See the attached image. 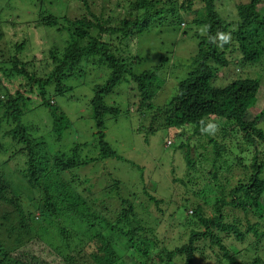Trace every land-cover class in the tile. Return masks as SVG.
Instances as JSON below:
<instances>
[{"label":"trees","instance_id":"obj_1","mask_svg":"<svg viewBox=\"0 0 264 264\" xmlns=\"http://www.w3.org/2000/svg\"><path fill=\"white\" fill-rule=\"evenodd\" d=\"M29 1L38 5L37 26L64 30L68 39L41 60L18 56L24 42L15 44L16 52L7 58L0 50V264H199L205 258L212 260L209 264H264L263 78L254 77L264 74V14L259 10L264 0H223L220 5L231 7L230 16L220 12L221 0H123L128 10L115 20L96 16L87 0H79L86 13L74 19L43 11L44 0ZM168 15L198 29V43L190 72L177 82L169 102L157 106L153 100L164 84L159 73L167 54L136 72L138 58L121 46L145 30L151 17ZM6 21L0 19V39ZM97 67L107 77L93 83L89 100L95 157L81 156L76 142L70 155L47 153L44 134L51 132L59 142L71 127L55 98L72 91L71 77L93 76ZM222 71L230 76L225 83L218 82ZM123 97L126 115L133 108L141 117L138 132L144 130V142L156 136L162 143L172 141L159 149L170 151L166 163L172 165L185 148L184 177L172 183L186 193L193 179L200 184L193 192L198 200L181 197L169 216L179 226L178 239L187 235L181 245L171 248L161 238L156 214L168 205L165 198L178 196L175 189L168 185L159 192L162 184L139 163L130 162L136 182L115 177L96 191L87 180L66 174L95 161L123 160L105 140V120L120 116ZM40 112L50 119H35ZM225 138L235 145L223 144ZM11 162L30 197L13 187ZM198 201L210 204V211ZM248 237L253 242L245 249L225 242Z\"/></svg>","mask_w":264,"mask_h":264},{"label":"rangeland","instance_id":"obj_2","mask_svg":"<svg viewBox=\"0 0 264 264\" xmlns=\"http://www.w3.org/2000/svg\"><path fill=\"white\" fill-rule=\"evenodd\" d=\"M233 1H235V3H244L246 0ZM29 2V0H0V19L7 20L1 25L2 36L0 39V50L4 53L5 58L8 57L9 53L13 54L16 52L14 49L15 44L24 42L23 51L17 52L18 56L22 60H34V58L36 60H41L43 55L48 52L51 47L56 46L61 48L64 46L66 39H68V34L64 30L58 32V30L52 27L37 26L38 5H33ZM122 2L123 0H87L90 10L96 16H102L105 19L109 15L112 16L114 20L124 16L126 10H128L127 3L122 5ZM222 2L223 0H221L218 5L220 12L230 16L232 13L231 7L225 3L227 5L225 9H223L221 5L224 3ZM118 3H120L119 6L117 5ZM260 8V13L263 15L264 5ZM43 11L70 19L80 17L82 14L86 13L83 3L79 0H44ZM179 21L180 19L177 15H168L162 18L156 16L151 17L145 30L127 39L122 43L123 46H121L123 51L126 50L130 55H135L138 58V61L133 66L136 72H140L157 64L161 54H167L168 61L163 66L161 73H159L160 77L164 79V84L153 100L154 105L157 106L165 105L169 102L174 95L177 82L184 79L188 72H190L189 60L197 51L198 39L195 36V32H197L198 29L191 24H187L186 27L181 26ZM95 69L98 70L92 71L93 76L71 77L72 80L69 82L73 85L72 91L66 93L63 97L55 98L58 107L61 108L71 122V127L64 132L59 142L51 132L50 135L44 134L47 153L58 151L70 155V149L76 142L80 143L82 146L81 148L79 146L81 156L95 157L96 147L94 146L95 139L93 135L94 122L90 116L89 100L93 93V83H103L107 77L99 71L101 68L97 67ZM254 75V77L260 78V80L263 78V80L260 81L261 90L259 97L264 101V74L260 76L257 74ZM218 76V82L222 83H225L226 80L230 78L229 74L223 71ZM76 77L82 78L76 79ZM118 94L121 93L119 92ZM121 101L123 104L120 106V116L117 117L116 120L110 118L105 120V140L110 144L113 150L123 156V160L105 159L95 161L89 164V166H80L66 172V174L71 177L73 175L76 177L78 176L80 181L87 180L86 184L96 191L106 187L115 177L127 183L129 182V184L131 182H136L135 174H137V172L133 166L132 168L130 167V162L139 163V165L146 168L144 169L145 174L150 172L153 176V181L155 180V182L158 181L159 184H162V188H158L160 190L159 192H162L161 190H164L163 187H167L168 185L171 189H175L178 196L175 198H165L168 201V205L163 204L161 206L163 209L162 212L158 211L156 214L161 222L159 228L161 238H163L171 248L181 245L186 242L187 235L183 234L181 240L178 239L179 226L169 216L171 215V211L179 205L181 197L187 196L191 199L193 198L195 201L198 200L193 192L200 184H193V182H195L193 179L190 183H187L189 186L188 192L186 193V188H181L182 185L172 183L173 178L184 177L180 170L183 171V169H185V162L183 159L185 148L179 149V153L175 155L176 159L172 165L166 163L167 157L170 156V151L166 150L160 153L161 138L156 136L152 137L149 143L144 142V130L143 132H138L142 124L141 117H139L137 112L133 111V108H131L130 114L126 115L127 101H125L124 97ZM252 114L253 113L250 112V115ZM26 116L27 118L31 117L30 115ZM34 118L48 120L50 116L48 112H40L35 113ZM144 124L147 126L148 121L144 122ZM216 124L220 125L221 119H216ZM261 126H264V122H261ZM229 138H225L222 143L228 146L235 145V142L229 140ZM170 142L172 141L162 143V147L169 146ZM12 145V142L7 144L8 148H11ZM3 152L7 154V151ZM191 153L195 160L196 157L194 156L195 151L193 148ZM2 157L4 158V155ZM159 157H161V160ZM15 164H13V162L9 164L10 169L14 170V172L16 170L13 168L17 167ZM153 166H156V168ZM172 169L173 172H171ZM11 180L17 192L23 193L27 197L32 195V191L29 190L24 185L25 182L18 177V172H15L13 176H11ZM191 185L194 186L192 187ZM156 195L157 198L163 196L158 193H156ZM209 198L211 199V196H209ZM142 200H146V197H142ZM173 200H177V203ZM198 202L202 203L206 212L210 211V204L204 205L203 201ZM185 212L189 214L190 209L188 208ZM225 242L227 245H233L232 247L236 249H245L253 242V238L248 237L241 243L232 239H227ZM204 252L209 253L210 250L206 248ZM197 258L199 257L197 256ZM199 262V264H209L212 260L205 258L200 259Z\"/></svg>","mask_w":264,"mask_h":264}]
</instances>
